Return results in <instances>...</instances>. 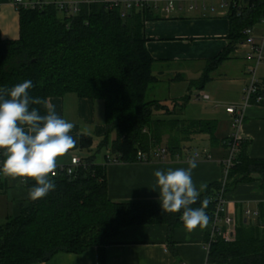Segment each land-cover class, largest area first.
<instances>
[{
    "label": "trees",
    "instance_id": "obj_1",
    "mask_svg": "<svg viewBox=\"0 0 264 264\" xmlns=\"http://www.w3.org/2000/svg\"><path fill=\"white\" fill-rule=\"evenodd\" d=\"M18 39L0 34V89L10 88L30 79L33 98L49 99L75 94L101 102L106 135L97 151L109 145L110 153L122 162L137 161V152L149 154L157 146L180 154L182 142L195 134H207L210 144L216 121L185 120L183 113L193 97V89H203L221 64L232 58L237 47L247 40L244 31L264 19V0H248L231 5L226 18L230 22V42L217 56L207 59L198 78L190 79L188 92L180 98L148 99L157 83L171 85L184 79L180 73L164 79V71H155L162 62L148 50L145 23L155 19L149 7L127 10L106 3L82 4L76 13H66L55 3L42 7H19ZM264 96V87L260 83ZM35 107L47 114L43 105ZM158 113V114H157ZM163 114L166 117L157 116ZM174 116V117H173ZM225 143V142H224ZM234 163L228 170L224 192L240 183L264 181V159L251 158L246 143L239 142ZM229 145L232 144L230 138ZM94 138L81 134L80 149L91 150ZM0 158L4 160L2 152ZM84 159V158H83ZM95 155L84 159L89 165L68 176L50 177L56 187L42 199L28 197L34 180L24 183L27 205L18 216L0 221V264H36L60 252L82 253L96 247L99 264L106 263V248L120 230L134 225L183 224L180 213L162 211L160 202H115L108 196L107 166L94 162ZM227 185V186H226ZM223 182L212 183L192 207L207 199L208 223L213 221L216 198ZM212 264H264V220L240 221L232 241L218 237L209 253Z\"/></svg>",
    "mask_w": 264,
    "mask_h": 264
},
{
    "label": "crops",
    "instance_id": "obj_2",
    "mask_svg": "<svg viewBox=\"0 0 264 264\" xmlns=\"http://www.w3.org/2000/svg\"><path fill=\"white\" fill-rule=\"evenodd\" d=\"M190 3L191 0H184L180 6L177 4L174 11L168 10L162 2L157 6L151 5L149 9L153 10L157 17L145 23L147 46L151 55L162 62L163 71L171 69V65H174V74L180 73L183 77L184 70L194 73L198 66L201 67L199 70L202 72L205 61L217 56L230 42L227 10L219 9L218 6L215 11L209 6L191 10ZM251 31L256 42L261 46L264 58V24L260 22L253 26ZM0 34L10 40L19 38V10L14 0H0ZM249 53L250 47L240 44L232 58L223 62L212 74V80L203 89L193 91L196 95L206 94L209 102H218L216 107L214 105L202 107L199 115L201 117L197 119L216 121L215 136L219 143L210 144V137L207 134H195L191 140L198 142L200 137L207 136L205 139L208 141V147L199 148L190 143H182L180 154L172 155L168 151L165 159H157L151 155L149 162L135 161L107 165L104 161L110 151L114 134L109 136L108 147L98 151L95 148L94 152L90 150L87 154L80 155L85 150L80 149L81 134L91 135L94 143L95 137L101 141L106 135L103 105L91 98L68 93L64 97H52L48 102L49 107L58 115L74 125L69 134L76 141L75 147L59 160L58 165L71 163L72 157L75 156L85 159L95 155V163L107 166L108 196L115 202L159 201V187L154 172L186 169L188 160L192 158L197 163V167L192 172V179L197 189L201 182L207 183V186L222 182L224 161L232 156L231 145L228 142L235 132L233 115L227 113L226 107L242 103L243 89L249 82L248 71L255 64V60L248 57ZM257 77L264 87V63L259 64ZM190 78L184 77L183 80H188V84ZM172 85L174 83L169 85L170 89ZM153 98L156 99V96L154 95ZM244 115V121L238 128L241 141L246 143V152L251 158L264 159V103L251 104L246 108ZM182 116L183 113L181 119L197 120ZM196 153L199 154L198 157L194 156ZM111 155L115 156L112 153ZM226 199L229 201V213L235 217L237 224L240 221L253 224L257 219L264 220V181L256 179L240 183L234 190L226 193ZM26 200L27 191L24 182L19 178L6 177L0 172V218L18 216L22 208L27 205ZM248 210L252 214L247 215ZM211 227V223H207L206 226H198L191 232L183 224L173 227L167 224L126 227L120 230L107 246L106 263L206 264L207 239ZM36 264H99L98 251L96 247H90L82 253L60 252L51 259Z\"/></svg>",
    "mask_w": 264,
    "mask_h": 264
},
{
    "label": "clouds",
    "instance_id": "obj_3",
    "mask_svg": "<svg viewBox=\"0 0 264 264\" xmlns=\"http://www.w3.org/2000/svg\"><path fill=\"white\" fill-rule=\"evenodd\" d=\"M33 87L32 80L26 79L0 90V152L4 156L0 172L24 183L27 179L34 180L28 197L36 201L55 190L50 177L56 175L59 160L75 147L76 141L69 134L73 123L49 107L46 99L31 97L29 90ZM30 105H43L48 109L47 114L41 115ZM196 167L192 158L186 169L154 172L162 211L180 213L182 210L180 220L189 232L206 226L209 221L207 199L200 207H192L207 189V183L201 182L197 189L193 182L192 172Z\"/></svg>",
    "mask_w": 264,
    "mask_h": 264
},
{
    "label": "built area",
    "instance_id": "obj_4",
    "mask_svg": "<svg viewBox=\"0 0 264 264\" xmlns=\"http://www.w3.org/2000/svg\"><path fill=\"white\" fill-rule=\"evenodd\" d=\"M184 0H14V4L16 7H42L49 3H55L60 10L66 11V13H76L79 10L80 5L82 4H89V3H106L110 7L120 6L125 8L123 14L127 10L131 9H141L146 8L149 6H157L158 3L162 2L165 3V6L168 10L174 11L180 3ZM248 0H191L189 5V9H197L199 7H210L212 11L218 9L228 10L230 6L242 4L243 2ZM213 2V3H212ZM216 2V4L214 3ZM212 3V4H210ZM210 4V5H209ZM218 6V7H217ZM150 8V7H149ZM261 23L264 24V19L261 20ZM252 28H248L244 31L246 35H248L247 40L242 43L243 46L250 47V53L248 57L250 59L255 60V64L249 68V82L243 89V97L242 103L240 105H230L226 107L227 113L233 115V128L235 132L232 135V156L224 161V178L222 180L223 187L221 192L218 194L216 198V207L214 210L213 221L211 222V230L207 239V247H208V261L206 264H212L209 262V253L211 244L214 240L218 237L223 238L225 241H232L235 237V229L237 227V223L235 217L229 213V201L226 199V193L224 192L225 187V179L228 175V170L234 163L235 154L237 148L239 146V142H241L242 137L238 132V128L242 125L245 117L246 108L251 104H263L264 103V96L260 90V81L257 77V68L259 64L264 63V58L261 52V46L256 42L255 38L252 36ZM203 98L208 99L206 94L195 95V98ZM151 155L155 156L157 159H165L168 155V149L165 146H157L152 149V152L147 154L139 150L137 152V161L139 162H149L151 161ZM194 156L198 157L199 154H195ZM105 164H119L122 163L119 157L112 156L110 151H108L106 155ZM3 160L0 158V166H2ZM89 162L84 161L81 157H72L71 163L66 165H58L56 169V175L66 174L68 176L73 175L78 168L84 166H88ZM247 215L252 214L250 210H248ZM257 215V214H255Z\"/></svg>",
    "mask_w": 264,
    "mask_h": 264
},
{
    "label": "rangeland",
    "instance_id": "obj_5",
    "mask_svg": "<svg viewBox=\"0 0 264 264\" xmlns=\"http://www.w3.org/2000/svg\"><path fill=\"white\" fill-rule=\"evenodd\" d=\"M171 66H172L171 69L164 70V73H165V75L163 76L164 79L165 78L167 79L169 77H173L175 75L174 72H173L174 71V69H173V66L174 65H171ZM200 68L201 67L198 66L197 71L194 72V73L193 72H190V70L188 72H186L184 70L183 71L184 77H186V78H188V77L190 78L191 77L192 79L193 78H198L201 75V73H202L201 70H199ZM159 69L162 70V65L161 64L160 65H156L155 71L158 72ZM187 81L188 80L176 81L174 83V85L171 86V89H170V86L167 85V84L157 83V84H155L152 87L151 90L148 91L147 97H148V99H154L153 96L155 95L156 96V99L166 100V104H168V106H171L172 105V102H170V99L180 98V96L182 97L185 94H187V92H188V84H187ZM193 91H194V89H193ZM195 95H196V93L194 92L193 93L194 98L192 97V99L189 101V103L187 104L186 109L183 112V116L182 117H184L186 119H197V118L201 117L199 115H200V112H201V108L202 107L204 108L205 105H207L208 107L214 105V107H216L217 104H218V102H209V99H203V98H197V97L195 98ZM197 99L199 101H197ZM98 102H99V104H101L100 101H98ZM157 116L166 117L163 114H160V115H157ZM167 117H169V116H167ZM175 117L181 118L180 115H176ZM205 138H207V136L200 137L199 140H198V142H195V140H190V141L184 140L182 143L183 144L190 143L194 147L204 148V147H208V141ZM95 139H96V142L94 143V146L91 149L92 152L95 151V148L97 146V143L100 141V140H98L99 138H97V137H95ZM161 146H164V143ZM88 152H89V150H87V151L84 150V152H81L80 155H85ZM104 153H105V151L102 152V155ZM5 220H6V218H0V221H2V222L5 221Z\"/></svg>",
    "mask_w": 264,
    "mask_h": 264
},
{
    "label": "bare ground",
    "instance_id": "obj_6",
    "mask_svg": "<svg viewBox=\"0 0 264 264\" xmlns=\"http://www.w3.org/2000/svg\"><path fill=\"white\" fill-rule=\"evenodd\" d=\"M227 186V185H226Z\"/></svg>",
    "mask_w": 264,
    "mask_h": 264
}]
</instances>
